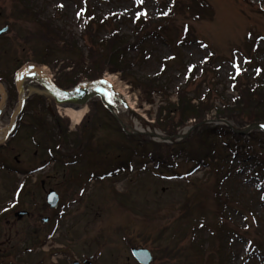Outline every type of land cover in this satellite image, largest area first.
I'll return each instance as SVG.
<instances>
[{
    "label": "rangeland",
    "instance_id": "obj_1",
    "mask_svg": "<svg viewBox=\"0 0 264 264\" xmlns=\"http://www.w3.org/2000/svg\"><path fill=\"white\" fill-rule=\"evenodd\" d=\"M29 1L35 6L32 14H24L27 9L17 0H0V29L4 25L9 27L0 36L5 50L3 69L13 71L22 64H35L47 71L53 83L61 81L62 74L72 70L75 61L70 60L58 39H52L47 19L72 32L78 40V49L82 50L80 13L86 2L98 17H121V33L129 36L130 19L138 17L140 12L154 18L159 7L156 0ZM176 1L178 5L172 16L162 24L165 33L145 45L141 53H129L128 59L134 60L129 73L132 78H148L162 72L167 97L173 102L176 91L186 80V69L181 64L199 68L208 59L209 76L215 78L211 87L216 105L220 104L219 94L225 100L235 97L231 80L243 71L264 90V0ZM196 1L207 6V17L193 15L196 7L192 5L199 7ZM172 56L176 57L171 66L162 69L161 61ZM103 76L115 84L114 90L106 88V92L118 120L131 128L129 132L138 135L128 138L119 122L93 97L87 104H91L97 122L92 130L87 129L86 123L80 128L89 135L81 133L85 146L76 148L69 141L76 127L66 119L63 109L51 108L57 113L56 126L64 127L62 118L68 121L67 134L62 142L56 143L60 153H53L55 163L44 164L43 170L31 176V180H37V186L26 188L16 206L39 215L35 224L38 232L31 238L25 234L26 222L22 223L21 234L12 248L17 255L16 264H83L84 261L137 264L130 255V249L137 247L151 251L152 264H264V183L249 180L248 171L227 174L225 169L236 168L238 163L236 157L234 161L230 156L224 159L222 148L217 159L224 171H214L211 157H207L210 166L197 163L194 152L199 150V145L190 141L193 146L190 152L181 144L191 137L189 128L180 132L189 133V137L175 145L163 146L164 141L159 138L164 134L152 126L158 107L164 105V97L158 93L149 103L140 101L139 91L122 81L119 73ZM24 92L34 105L33 109L30 105L26 107L24 125L29 123L32 112L43 128L36 135V142L42 148L46 143L52 148L56 140L53 119L45 109L52 98L36 81L27 80ZM213 114L208 117L207 125H223L225 120L215 121ZM43 130H47L48 137ZM243 145L239 142L238 152L243 151ZM34 151L31 166L35 169L48 157L29 138L23 139L18 150L23 164L29 162L26 159L29 156L34 158ZM152 159L159 161L158 167ZM248 167L245 165V169ZM47 177L60 198L54 211L44 207L48 186L45 191L39 187V181H46ZM21 180L20 175L15 176L12 183L4 172L0 173V209L11 206V194ZM7 186L11 191L6 192ZM49 216L51 222L41 224L40 218ZM176 242H180L177 247ZM171 251L173 254L169 255Z\"/></svg>",
    "mask_w": 264,
    "mask_h": 264
},
{
    "label": "trees",
    "instance_id": "obj_2",
    "mask_svg": "<svg viewBox=\"0 0 264 264\" xmlns=\"http://www.w3.org/2000/svg\"><path fill=\"white\" fill-rule=\"evenodd\" d=\"M17 1L22 3L27 9V12L23 10L24 14L34 13L35 6L32 2L29 0ZM157 4L159 5L157 8L158 12L154 18L145 16L140 12L136 19H130L132 29L129 36L121 33L119 28L121 17H98L90 5L86 3L81 12L84 25L81 38L84 41L82 50L78 49V40L72 32L55 26L51 21L52 19H47L46 26L49 27L47 30L52 39H58L59 45L66 51L70 60L74 59L73 61H75L73 69L64 72L61 76V81L58 79L56 85L62 88H69L83 81L96 80L105 71L109 73L119 72L124 82L129 83L134 90L139 91L140 101L142 99L149 103L153 95L158 93L164 97V105L158 107L152 128L167 137H174L186 127L192 129L191 137L188 136L189 138L181 142V144L187 146L190 152L193 149L190 141H195L194 143L199 145V150L194 152L198 159L197 163L208 164L207 157H211L213 161H210L215 164V168L213 167L214 171H224L217 159L219 158L217 152L219 148H222L226 154L224 159L230 156L234 161L236 157L238 163V168L230 166L229 169H225L228 170L227 174L234 172V175H236L241 170L243 172L248 171L249 180H255L261 184L264 183V179H260V177L264 178V133L252 131L244 137L235 133L236 130L264 122V90L255 78L251 79L245 71L240 72L231 80V88L236 93L235 97L225 100L223 94H219L220 104L216 105L215 99H212L213 90L211 87V81L215 78L214 76H209L211 71V63L209 61L205 62L200 69L192 68L187 70L185 83L176 91V100L173 102L169 100V96L167 97L166 85L161 78L162 72L148 78H132L129 74L134 61L128 59L129 53H141L145 45L157 40L165 33L162 24L167 22L172 16L173 9H176L178 2L176 0H157ZM192 6L196 7L193 9V15L198 16V18L206 15L203 12L204 9L202 8L204 7L202 5L198 7L194 4ZM169 66H171L170 60L161 61L162 69ZM181 67L186 68L182 64ZM90 106L91 104L89 105V113L83 118L81 126L74 133V139L71 140V143L76 146L82 143L81 133L86 136L89 135V132H86L85 129H83L85 131H80V128L85 123L88 125L87 129L92 130L95 128L93 124L97 121L94 118V114H92ZM212 112L214 113L211 116L213 120H225L230 122L233 128L224 125L220 127L207 125L208 117ZM60 122L64 124V127L55 125V137L67 134L68 121L62 119ZM56 123H58L57 120ZM195 131L196 133H194ZM129 138L134 139L135 137ZM239 142L244 144L241 152L237 151ZM151 144L155 147L166 145ZM175 144L172 142L166 146ZM232 145L236 147L234 148ZM203 147L205 150H201ZM152 161L155 166L159 163V161L155 162L154 159ZM247 164L249 167L245 169ZM179 244L180 242H176L175 246L177 247ZM172 254L173 252L171 251L169 255ZM225 258L228 257L225 256Z\"/></svg>",
    "mask_w": 264,
    "mask_h": 264
},
{
    "label": "flooded vegetation",
    "instance_id": "obj_3",
    "mask_svg": "<svg viewBox=\"0 0 264 264\" xmlns=\"http://www.w3.org/2000/svg\"><path fill=\"white\" fill-rule=\"evenodd\" d=\"M2 43V41H0ZM5 50L3 49L2 45L0 44V84L5 91L7 97L6 101L0 110V131H2V137L6 133V129L10 123V119L14 110V97L10 93L11 85H10V78H11V71L4 70L3 67L5 66V60L3 58V54ZM8 73V75H7ZM0 88V90L2 89ZM0 98H1V91H0ZM17 102V95H16ZM13 104V106H12ZM30 109H33V103L29 100H26L25 106H29ZM31 116L28 117L29 123H27L24 130L21 128L22 117L19 115L14 123V128L5 142L0 141V167L7 168L10 172H14L15 175H23L28 181L24 182V187L29 188L33 184L35 187L37 186V180H31V175L37 172V167L34 169L32 167V161L35 160L36 151L33 152V157L29 156V162L26 164L22 163V160L19 158L21 156L20 150L22 140L29 138L30 142L35 146V129H36V119L32 116V112H30ZM27 119V118H26ZM24 131V134L22 133ZM1 140V139H0ZM33 159V160H32ZM23 167V168H22ZM39 185L41 189H45L48 186V189L51 188L49 178H46V181L40 180ZM43 209H45L43 207ZM2 211V209H0ZM0 211V264H4L8 262L9 264H16V257L17 255L13 252L12 248H14V244L16 239L19 237L22 231V223L26 222L27 230H25V234L27 237L31 238L33 235L37 234V229L35 228L36 221L38 220V214H32L25 211V215L17 217L15 216L16 212L22 211L20 207H14L13 209L7 211L6 213H1ZM40 218V222L43 225H47L51 222L50 216L47 217L48 220L43 223L42 219ZM12 251V252H11ZM29 252V249H28Z\"/></svg>",
    "mask_w": 264,
    "mask_h": 264
},
{
    "label": "bare ground",
    "instance_id": "obj_4",
    "mask_svg": "<svg viewBox=\"0 0 264 264\" xmlns=\"http://www.w3.org/2000/svg\"><path fill=\"white\" fill-rule=\"evenodd\" d=\"M27 80L36 81L41 85L47 84L49 82V74L45 69H40L39 71H29L26 75ZM109 83L112 84L111 81ZM108 82H101V83H93L88 85H83L80 87V90L73 94L70 98L65 97L58 92L54 91L53 87L48 83V87L55 92L56 98L59 100V103H64L67 101V106L61 107L64 111V115L71 121L72 126H77L83 119V117L87 114L88 108L87 105L81 102L82 98H85L91 95L94 92H102L105 86H108ZM125 96L122 95V98ZM0 139H2V131H0Z\"/></svg>",
    "mask_w": 264,
    "mask_h": 264
},
{
    "label": "water",
    "instance_id": "obj_5",
    "mask_svg": "<svg viewBox=\"0 0 264 264\" xmlns=\"http://www.w3.org/2000/svg\"><path fill=\"white\" fill-rule=\"evenodd\" d=\"M6 31V28L3 29L1 32H5ZM0 32V33H1ZM36 69V68H35ZM27 69L24 68L23 70H21L19 72V74L17 75V92H18V96H19V101H18V106L16 108V111L14 113V116L21 110V107H22V104H23V97H22V91H21V86L20 84L18 83L19 82V78L21 76L22 73L26 72ZM72 94V93H70ZM101 98V97H100ZM88 99V98H87ZM4 100V95L2 94V98H1V101H0V105L1 103L3 102ZM101 101L102 103L106 106V104L104 103V101L102 100L101 98ZM108 108V110H110V108L108 106H106ZM13 120V119H12ZM251 129H257V130H261V131H264V123H260V124H255L249 128H247L245 130V132H248L250 131ZM46 202L47 204L49 205L50 208H56L57 206V202H58V197L57 195L53 192V191H49L47 194H46ZM23 213H19L17 214L18 217L22 216ZM132 254L133 256L135 257V259L139 262V264H150L151 262V256H150V253L145 250V249H136V250H132Z\"/></svg>",
    "mask_w": 264,
    "mask_h": 264
},
{
    "label": "snow or ice",
    "instance_id": "obj_6",
    "mask_svg": "<svg viewBox=\"0 0 264 264\" xmlns=\"http://www.w3.org/2000/svg\"><path fill=\"white\" fill-rule=\"evenodd\" d=\"M143 2V0H141V3ZM60 7H63V5L61 4ZM144 15L146 16V13H144Z\"/></svg>",
    "mask_w": 264,
    "mask_h": 264
}]
</instances>
